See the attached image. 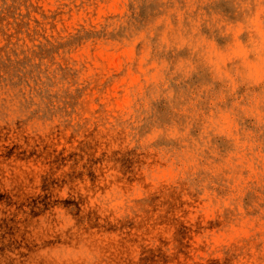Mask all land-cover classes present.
I'll return each mask as SVG.
<instances>
[{
	"label": "rangeland",
	"instance_id": "374dc122",
	"mask_svg": "<svg viewBox=\"0 0 264 264\" xmlns=\"http://www.w3.org/2000/svg\"><path fill=\"white\" fill-rule=\"evenodd\" d=\"M262 8L0 0V264H264Z\"/></svg>",
	"mask_w": 264,
	"mask_h": 264
},
{
	"label": "clouds",
	"instance_id": "9594fccd",
	"mask_svg": "<svg viewBox=\"0 0 264 264\" xmlns=\"http://www.w3.org/2000/svg\"><path fill=\"white\" fill-rule=\"evenodd\" d=\"M262 11H264V8L261 9ZM254 22H255V18H253Z\"/></svg>",
	"mask_w": 264,
	"mask_h": 264
},
{
	"label": "bare ground",
	"instance_id": "6f19581e",
	"mask_svg": "<svg viewBox=\"0 0 264 264\" xmlns=\"http://www.w3.org/2000/svg\"><path fill=\"white\" fill-rule=\"evenodd\" d=\"M88 72V71H87ZM76 110V109H75ZM31 128V127H30Z\"/></svg>",
	"mask_w": 264,
	"mask_h": 264
}]
</instances>
